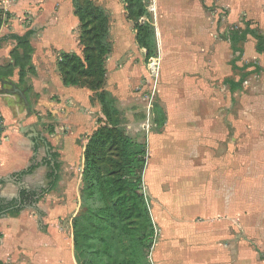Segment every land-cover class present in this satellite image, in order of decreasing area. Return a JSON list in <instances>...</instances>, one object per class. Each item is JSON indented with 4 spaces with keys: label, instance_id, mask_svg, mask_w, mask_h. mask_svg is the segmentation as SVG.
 <instances>
[{
    "label": "rangeland",
    "instance_id": "1",
    "mask_svg": "<svg viewBox=\"0 0 264 264\" xmlns=\"http://www.w3.org/2000/svg\"><path fill=\"white\" fill-rule=\"evenodd\" d=\"M89 1L109 21L111 58L105 63L104 88L115 95L127 133L145 149L142 185L156 228L149 259L152 264H208L207 218L196 213L221 208L220 200L223 206L237 196L246 208L264 210V156L252 153L254 146L264 145V67L249 75L242 89L228 90L226 79L237 80L240 71L229 62L233 53L225 13L216 0H150L157 54L149 59L135 42L133 20L121 0ZM201 25L208 44L199 52L195 43H201L196 36ZM86 112L93 118L85 138L103 119L98 110ZM59 140L57 148L62 136ZM243 148L246 158L237 159ZM62 179L54 193L77 191V183ZM228 218L214 215L208 224L219 226ZM248 229L239 233L251 238L256 232Z\"/></svg>",
    "mask_w": 264,
    "mask_h": 264
},
{
    "label": "crops",
    "instance_id": "2",
    "mask_svg": "<svg viewBox=\"0 0 264 264\" xmlns=\"http://www.w3.org/2000/svg\"><path fill=\"white\" fill-rule=\"evenodd\" d=\"M5 3L8 16L0 25V112L6 123L5 139L0 142V198L3 202L16 199L21 204V190L39 192L47 187V174L54 164L53 152L58 153L59 176L68 184L77 183L78 187L76 192L65 196L53 192L56 185L42 196L34 195L33 199L24 201L16 214L0 215V264H77L73 257L70 218L76 212L81 186L79 157L87 139L83 135L93 118L86 111L98 110L97 117H103L98 102L94 104L90 100L92 91L87 87L63 85L57 67L62 53L81 56L79 20L72 0H6ZM179 3L184 2L179 0ZM216 3L225 13L224 30L233 53L229 61L232 69L231 61L238 56L235 63H243H234L236 70L251 64L246 68L251 71L249 75L256 73L254 66L264 67V52L257 50L256 39L251 34L233 41L231 31L240 32L249 25L264 35V0H216ZM27 31H32L28 38L32 51L21 78L20 68L13 64L10 55L17 42L9 35H23ZM206 32V26H199L196 36L201 43H195L199 52L203 43L208 44ZM233 45L239 50L234 51ZM246 81L247 78L240 89ZM195 97L199 100V95ZM95 127L93 123L88 133ZM62 129L65 133L61 135V147L57 148ZM207 139L208 134L205 136L208 148ZM239 151L243 153L239 152L236 158L240 159L241 154L246 158L245 149ZM252 153L263 157L264 145L254 146ZM31 157L35 158L36 166L20 175L30 165ZM71 170L76 173L68 182ZM262 170L264 175V166ZM218 204L221 208L208 206L205 213H196L207 218L204 224L208 226V264H264V210L246 208L239 203L238 196L224 207L221 200ZM218 214L229 218L219 226L208 224L212 220L208 217ZM249 227L256 232L251 238L239 233V228L246 231ZM229 229L236 233L231 235Z\"/></svg>",
    "mask_w": 264,
    "mask_h": 264
},
{
    "label": "trees",
    "instance_id": "3",
    "mask_svg": "<svg viewBox=\"0 0 264 264\" xmlns=\"http://www.w3.org/2000/svg\"><path fill=\"white\" fill-rule=\"evenodd\" d=\"M126 16L133 20L135 42L145 49V58L157 54L155 31L149 10L150 0H121ZM74 14L79 20L78 42L81 56L62 53L57 61L65 86L87 87L92 91L90 100H96L103 115L87 136L80 152V188L76 212L70 218V235L73 257L77 264H152L149 253L155 241L156 228L150 214L148 198L143 189L145 149L136 142L124 127V117L117 107L115 96L104 88L107 56L111 52L108 39V18L89 0H72ZM146 18L144 22L138 21ZM1 25V19H0ZM32 31L23 35L10 34L17 42L10 55L19 66L20 77L30 63L32 48L28 41ZM236 41L244 34L256 39V48L264 52V35L249 25L242 31H231ZM230 33V34H231ZM234 51L239 49L233 45ZM232 59L233 68L235 61ZM246 64L240 69L237 80L226 79L231 92L240 89L251 71ZM254 71L258 70L254 66ZM58 153H52L48 185L39 192L20 191L22 203L34 195L52 190L59 180ZM35 158L19 173L31 172ZM16 199L3 202L0 198V215L16 214L21 208Z\"/></svg>",
    "mask_w": 264,
    "mask_h": 264
},
{
    "label": "built area",
    "instance_id": "4",
    "mask_svg": "<svg viewBox=\"0 0 264 264\" xmlns=\"http://www.w3.org/2000/svg\"><path fill=\"white\" fill-rule=\"evenodd\" d=\"M6 0H0V19L5 20L7 18L5 3ZM5 118L3 114L0 112V142L5 139L4 130H5Z\"/></svg>",
    "mask_w": 264,
    "mask_h": 264
},
{
    "label": "water",
    "instance_id": "5",
    "mask_svg": "<svg viewBox=\"0 0 264 264\" xmlns=\"http://www.w3.org/2000/svg\"><path fill=\"white\" fill-rule=\"evenodd\" d=\"M15 90H19V89H17V88H14ZM32 131H33V129H31ZM35 130V129H34ZM48 147V146H47ZM52 164H53V161H52Z\"/></svg>",
    "mask_w": 264,
    "mask_h": 264
}]
</instances>
